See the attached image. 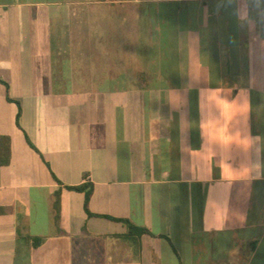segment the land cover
Returning <instances> with one entry per match:
<instances>
[{
	"label": "crops",
	"instance_id": "1",
	"mask_svg": "<svg viewBox=\"0 0 264 264\" xmlns=\"http://www.w3.org/2000/svg\"><path fill=\"white\" fill-rule=\"evenodd\" d=\"M0 78V264H264V48L222 0H0Z\"/></svg>",
	"mask_w": 264,
	"mask_h": 264
},
{
	"label": "trees",
	"instance_id": "2",
	"mask_svg": "<svg viewBox=\"0 0 264 264\" xmlns=\"http://www.w3.org/2000/svg\"><path fill=\"white\" fill-rule=\"evenodd\" d=\"M0 82L5 84L6 87H7V90H8L7 100L10 101V102L16 103L17 106H18V113H17V117H16V123H17V125L19 127H21V124H20V119H21V115H22L21 104H20V102L18 100H15L12 97H10L8 83H6L1 78H0ZM26 140H27L28 144L34 150H36L38 152L37 148L29 140V138L27 136H26ZM10 157H11L10 138L8 136H6V135L0 134V166L8 165L10 163ZM46 165L49 167V164L47 162H46ZM53 177H54V179L57 181V183L60 186L65 187L68 190L84 192V194H85L84 208H85V210H86V212H87V214L89 216H103V217H106L108 219L124 223L126 225V227H127V230H128V232H127V236L128 237H140L144 233H149L148 230H146L144 228H139L138 226L133 224L129 219L115 218V217L108 216V215H97V214H94V213L90 212V210L88 208V203H89L92 191H93V184L91 182L85 181V182H82V183L77 184V185L65 186V185L62 184L61 181L58 180V178L54 174H53ZM60 193H61V188L58 191H56L55 194H54V196H55L54 210H55V221H56V224L59 221L60 203H61L60 202ZM41 241H42V239H40V238H34V245L37 247V245H39L41 243Z\"/></svg>",
	"mask_w": 264,
	"mask_h": 264
},
{
	"label": "clouds",
	"instance_id": "3",
	"mask_svg": "<svg viewBox=\"0 0 264 264\" xmlns=\"http://www.w3.org/2000/svg\"><path fill=\"white\" fill-rule=\"evenodd\" d=\"M232 9L237 24L254 37L255 46L264 48V0H222Z\"/></svg>",
	"mask_w": 264,
	"mask_h": 264
},
{
	"label": "rangeland",
	"instance_id": "4",
	"mask_svg": "<svg viewBox=\"0 0 264 264\" xmlns=\"http://www.w3.org/2000/svg\"><path fill=\"white\" fill-rule=\"evenodd\" d=\"M34 210L33 214L35 215V212H38L40 216L38 217V220L36 218V222H34V225L32 226V232H41L45 234H51L55 232V228L50 225L47 221V218L45 216L46 214V209L44 208L43 205L41 204H34ZM75 262V261H74ZM104 263V262H103ZM75 264V263H73Z\"/></svg>",
	"mask_w": 264,
	"mask_h": 264
}]
</instances>
